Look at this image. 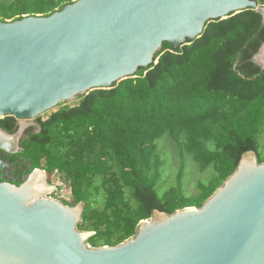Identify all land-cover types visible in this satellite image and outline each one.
<instances>
[{"label": "water", "instance_id": "obj_1", "mask_svg": "<svg viewBox=\"0 0 264 264\" xmlns=\"http://www.w3.org/2000/svg\"><path fill=\"white\" fill-rule=\"evenodd\" d=\"M264 6L256 0H76L48 17L0 21V152L16 157L35 120L93 89L157 63L163 43L194 41L209 21ZM264 70V43L251 58ZM8 167L0 160V173ZM47 173L0 181V264H264V163L244 155L200 208L155 212L115 247L91 248L83 204L52 199Z\"/></svg>", "mask_w": 264, "mask_h": 264}, {"label": "trees", "instance_id": "obj_2", "mask_svg": "<svg viewBox=\"0 0 264 264\" xmlns=\"http://www.w3.org/2000/svg\"><path fill=\"white\" fill-rule=\"evenodd\" d=\"M75 1L0 0V21L48 17ZM263 43L261 16L253 10L209 21L178 49L163 43L157 63L134 77L39 117L16 157L27 163L26 176L41 169L69 186L71 201L64 204H83L77 230L93 233L86 241L91 248L125 242L155 212L200 208L244 155L264 163V70L251 60ZM5 118L0 129L13 133L14 118ZM163 140L177 160L174 182L165 188ZM188 160L208 174L192 193L184 183ZM18 167L10 172L14 178Z\"/></svg>", "mask_w": 264, "mask_h": 264}, {"label": "rangeland", "instance_id": "obj_3", "mask_svg": "<svg viewBox=\"0 0 264 264\" xmlns=\"http://www.w3.org/2000/svg\"><path fill=\"white\" fill-rule=\"evenodd\" d=\"M78 102L77 99H75L74 101L67 103V104H76ZM64 105V104H62ZM61 105V106H62ZM58 107L55 108L54 110L45 113L44 115H42L40 118L42 120H45V118L50 115L51 112L57 111ZM38 120V119H37ZM35 120V122L37 121ZM160 146H162V148L164 149V156H167V160L168 162L165 165V168H163L162 170V179H161V185L162 187H168L170 185L173 184L174 182V174H175V170H176V158L174 156V150L173 147L167 143L166 140H163L160 142ZM15 161L18 162V169L20 170L19 175L14 178L12 177V175H10L11 170L15 167L16 163H11L10 161H8V159L6 160V162L8 163V167L6 169L3 170L2 172V176L0 177L1 179L5 180L6 182H24L26 180V174H25V170H27L28 165L24 160H21L19 158L15 159ZM187 165L188 168L186 170V177L184 178V183H185V188L186 191L188 193H192L193 189H194V185L197 181H204L205 179L208 178V174H198L195 165L188 160L187 161ZM17 169V168H16ZM47 181L49 183L50 186H52L54 188V191L51 193V195L48 197H51L52 199H56L60 202H64L66 203V199L68 197V195L70 194V189L69 186L60 178V176L58 174H53V175H48L47 174ZM56 194V195H55ZM60 195H64L66 196L65 200H63ZM93 200L96 201L97 203H101L103 201V195L102 194H96L93 197Z\"/></svg>", "mask_w": 264, "mask_h": 264}, {"label": "flooded vegetation", "instance_id": "obj_4", "mask_svg": "<svg viewBox=\"0 0 264 264\" xmlns=\"http://www.w3.org/2000/svg\"><path fill=\"white\" fill-rule=\"evenodd\" d=\"M260 1H261V0H256V3H257L259 6H260ZM4 119H6V118H5V117H1V118H0V120H4ZM14 121H15V130H16V127H17V123H18V121L15 120V119H14ZM34 124L37 125V122H35ZM34 128H36V127H30V128L27 130L26 135H25V137H24L23 139H25V138L29 135V132H30L32 129H34ZM7 159H8V161H10L11 163H15V162H17V161H15V159H17V157H16V158H15V157H10V156H8V155H6V154L0 152V160H2L3 162H6Z\"/></svg>", "mask_w": 264, "mask_h": 264}, {"label": "built area", "instance_id": "obj_5", "mask_svg": "<svg viewBox=\"0 0 264 264\" xmlns=\"http://www.w3.org/2000/svg\"><path fill=\"white\" fill-rule=\"evenodd\" d=\"M56 195V194H55ZM67 196V195H66ZM66 196H64V195H60V197L63 199V200H65V198H66ZM56 200H57V198H56ZM61 201V200H60ZM70 201H71V199H70V194L68 195V197H67V199H66V203H70ZM64 203V202H63Z\"/></svg>", "mask_w": 264, "mask_h": 264}]
</instances>
